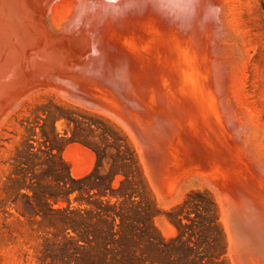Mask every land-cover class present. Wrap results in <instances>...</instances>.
Returning a JSON list of instances; mask_svg holds the SVG:
<instances>
[{
    "label": "rangeland",
    "instance_id": "rangeland-1",
    "mask_svg": "<svg viewBox=\"0 0 264 264\" xmlns=\"http://www.w3.org/2000/svg\"><path fill=\"white\" fill-rule=\"evenodd\" d=\"M177 1L0 0V264H264V0Z\"/></svg>",
    "mask_w": 264,
    "mask_h": 264
},
{
    "label": "bare ground",
    "instance_id": "bare-ground-1",
    "mask_svg": "<svg viewBox=\"0 0 264 264\" xmlns=\"http://www.w3.org/2000/svg\"><path fill=\"white\" fill-rule=\"evenodd\" d=\"M179 1V0H178ZM177 1V2H178ZM80 2V1H79ZM79 2H77L78 4H79ZM50 3V2H49ZM161 3V2H160ZM179 3H181V1L179 2ZM50 5V4H49ZM77 7H78V5H76ZM163 7V6H162ZM49 9V8H48ZM171 9V8H170ZM160 12V11H159ZM168 12H169V10H168ZM172 13V12H171ZM51 14V13H50ZM175 14V13H174ZM179 14V13H178ZM75 16V15H74ZM159 16V15H158ZM173 16V19L174 18H176L174 15H172ZM180 16V15H179ZM17 18V17H16ZM60 18H61V16H60ZM177 19V18H176ZM49 20V19H48ZM64 21V20H63ZM67 22V21H66ZM24 24V23H23ZM49 27V26H48ZM5 28V27H4ZM51 28V27H50ZM74 28V27H73ZM6 29V28H5ZM48 29V28H47ZM79 29V28H78ZM69 30V29H68ZM53 31H54V29H53ZM61 31H62V29H61ZM58 32V31H57ZM62 32H64V31H62ZM59 34H60V32H58ZM72 33H73V31H72ZM8 34V33H7ZM13 36H15V35H13ZM52 36V35H51ZM10 37V36H9ZM16 37V36H15ZM18 37V36H17ZM13 38V37H12ZM13 40V39H12ZM21 40V39H20ZM28 40V39H27ZM137 43V42H136ZM22 44V43H21ZM19 45V44H18ZM138 45H139V43H138ZM22 46V45H21ZM29 48V47H28ZM124 48V47H123ZM2 50V49H1ZM125 50V49H124ZM14 51V50H13ZM133 51V50H132ZM5 52V51H4ZM66 53V52H65ZM12 54V53H11ZM65 55V54H64ZM9 57V56H8ZM22 57V56H21ZM5 58V57H4ZM14 58V57H13ZM18 58V57H17ZM16 59V58H15ZM6 60V59H5ZM48 60V59H47ZM67 63V62H66ZM17 64H18V61H17ZM18 67H19V65H18ZM57 67V66H56ZM60 67V66H59ZM12 68H14L13 66H12ZM58 68V67H57ZM20 69V68H19ZM47 69V68H46ZM51 69V68H50ZM74 69V68H73ZM55 70V69H54ZM76 70V69H75ZM71 71H73V70H71ZM78 72V71H77ZM22 73V72H21ZM72 73H74V72H72ZM13 75V74H12ZM22 75V74H21ZM84 75V74H83ZM88 76V75H87ZM109 76V75H108ZM17 77H18V75H17ZM21 77V76H20ZM16 78V77H15ZM21 79V78H20ZM3 80V79H2ZM17 80H19V79H17ZM6 81V80H5ZM10 82V81H9ZM2 83V82H1ZM8 83V82H7ZM11 83V82H10ZM14 85V84H13ZM59 85V84H58ZM9 89V88H8ZM45 89V88H44ZM41 90V89H40ZM47 90V89H46ZM37 91V90H36ZM4 92V91H3ZM25 97V96H24ZM8 114V113H7ZM3 120H5V118L3 119ZM79 168V167H78ZM77 170V169H76ZM79 170V169H78ZM77 170V171H78ZM75 171V170H74ZM79 172V171H78ZM77 172V173H78ZM76 173V172H75ZM74 173V174H75ZM84 174V173H83ZM76 176H78V174H75ZM80 175V174H79Z\"/></svg>",
    "mask_w": 264,
    "mask_h": 264
},
{
    "label": "trees",
    "instance_id": "trees-1",
    "mask_svg": "<svg viewBox=\"0 0 264 264\" xmlns=\"http://www.w3.org/2000/svg\"><path fill=\"white\" fill-rule=\"evenodd\" d=\"M74 191V190H73Z\"/></svg>",
    "mask_w": 264,
    "mask_h": 264
}]
</instances>
